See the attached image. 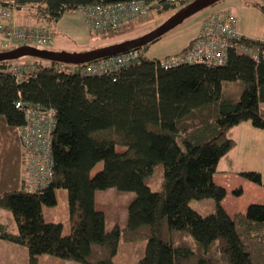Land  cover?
Here are the masks:
<instances>
[{"label":"trees","instance_id":"trees-1","mask_svg":"<svg viewBox=\"0 0 264 264\" xmlns=\"http://www.w3.org/2000/svg\"><path fill=\"white\" fill-rule=\"evenodd\" d=\"M131 1L0 3L16 11L27 9L34 24L46 22L53 29L68 12ZM143 1L151 3L150 13H164L193 0ZM133 23L89 33L117 36L133 30ZM243 37L241 43L259 48L262 56L264 38ZM141 54L111 73L94 75L84 72L86 64L25 57L37 69L20 80L12 73V63L20 59L0 62V209L10 212L17 224V232L0 225V238L26 246L29 264H39L43 255L114 264L121 241H146L137 264H264V204L251 203L231 216L223 206L227 190L214 178L221 161L236 148L235 127L250 122L264 131V59L235 48L222 66L163 68L161 58ZM26 105L56 111L52 178L33 190L23 178L27 157L18 134L26 125ZM100 163L102 169L94 173ZM241 175L264 187L258 171ZM109 188L135 194L125 227L110 231L105 213L96 208V192ZM58 189L68 194L72 230L67 236L61 223L46 222L43 216V207L57 204ZM234 194L241 196L243 189ZM203 199L215 201L208 216L190 205Z\"/></svg>","mask_w":264,"mask_h":264},{"label":"rangeland","instance_id":"rangeland-1","mask_svg":"<svg viewBox=\"0 0 264 264\" xmlns=\"http://www.w3.org/2000/svg\"><path fill=\"white\" fill-rule=\"evenodd\" d=\"M263 7L264 0H222L186 19L182 24L168 32L161 39L152 43L149 47L141 49V51L150 59H160L180 52L189 43L193 44L204 19L212 13L235 14L238 19L240 31L243 35L262 40L264 38ZM24 11L25 13L29 12L27 9H24ZM174 12L175 11H168L160 13L151 11L144 19L141 18L133 23V30L117 36L102 37L91 35L87 29L82 11L80 9L74 10L66 13L59 22L54 24L53 44L48 47L40 48L53 51L85 52L120 43L137 38L151 31L163 23ZM14 44L15 43L7 39L0 30V51ZM25 61L34 62L26 58H21L19 62ZM231 89L235 91L233 87H231ZM262 104L264 108V103ZM248 126L252 128L250 122H248ZM262 132L263 135H248V137L253 138V140L251 142L250 140L248 141L249 145L246 148L243 149V146L240 148L238 154L240 167L236 169L242 170L248 168L243 172L258 171L262 174V182L264 183V131ZM117 149L118 151L124 150L123 147L119 146ZM102 167L103 163L98 164L93 172L96 173L98 170L102 169ZM251 187L247 185V192L253 191ZM96 193L97 196L100 197L98 199V206L105 209L108 215V228L113 227L112 229H114L116 226L123 228L126 224L129 204L135 197L127 193L119 192L114 188L100 190ZM56 196L57 204L51 207H43V216L46 222L61 223L63 225V235L67 236L72 230L68 194L66 190L58 189ZM190 205L202 216H208L215 211V201L213 199L192 200ZM0 225L5 226L8 232H17V224L13 216L10 212L2 209H0ZM4 243L6 244H0V264H29L28 249L26 246L10 241ZM146 245V241H121L118 253L114 258V264H137L145 254ZM39 264L81 263L60 259L50 255H43L39 258Z\"/></svg>","mask_w":264,"mask_h":264},{"label":"built area","instance_id":"built-area-1","mask_svg":"<svg viewBox=\"0 0 264 264\" xmlns=\"http://www.w3.org/2000/svg\"><path fill=\"white\" fill-rule=\"evenodd\" d=\"M158 1L154 0L153 3ZM167 1L173 3L181 0ZM149 4L143 0H134L108 6H89L80 10L88 31L105 32L116 31L136 20L144 19L150 13L151 3ZM15 12V8L0 3V30L7 39L18 46L47 47L53 44L54 32L48 23L17 25L13 23ZM243 36L235 14L212 13L204 19L193 44L185 50L161 58L158 63L163 68L192 64L222 66L227 62L229 50L235 48L240 53H248L256 60L264 59V52L261 56L259 48H247L244 43H241ZM141 55V50L136 49L87 63L82 68L89 75L111 73L121 66L138 60ZM36 69L37 65L32 61L12 63V73L17 80H20L23 75L33 73ZM16 106L22 107L21 102H18ZM24 112L26 125L18 129L27 157L23 178L27 188L33 190L47 186L52 178V132L56 125V111L26 105Z\"/></svg>","mask_w":264,"mask_h":264},{"label":"water","instance_id":"water-1","mask_svg":"<svg viewBox=\"0 0 264 264\" xmlns=\"http://www.w3.org/2000/svg\"><path fill=\"white\" fill-rule=\"evenodd\" d=\"M221 1L222 0H193L174 12L163 23L151 31L137 38L120 43L85 52L53 51L41 49L32 45H20L14 49L0 51V62L15 61L29 57L61 64L82 65L99 59L114 57L132 50L144 48L154 43L182 24L186 19Z\"/></svg>","mask_w":264,"mask_h":264},{"label":"crops","instance_id":"crops-1","mask_svg":"<svg viewBox=\"0 0 264 264\" xmlns=\"http://www.w3.org/2000/svg\"><path fill=\"white\" fill-rule=\"evenodd\" d=\"M24 12V13H23ZM13 23L21 26H28L31 24H34V21L31 19V16L28 14V12L25 13L24 9L16 11L13 14ZM199 32V31H198ZM246 36V35H245ZM249 37V36H247ZM251 37V36H250ZM253 38V37H252ZM256 39V38H255ZM190 44V43H189ZM188 44V45H189ZM187 45V46H188ZM186 46V47H187ZM185 47V48H186ZM182 51V50H181ZM263 104H261V107ZM264 109V108H263ZM252 126V125H251ZM263 130H260L256 127H249L248 122H243V124L238 125L233 129V136L235 140L237 141V147L230 153L229 159L221 161L219 165V172L215 175V181L218 185H221L226 188L227 190V196L223 200V206L227 210V212L234 216L238 213L245 212L246 208L251 203H261L264 204V187L260 185H252L250 181H247L241 173L248 168L237 170L236 168L240 167L239 163V150L243 146V149L246 148L250 142L253 140V138H249L248 135H263ZM257 134V135H256ZM249 142V143H250ZM253 170V169H250ZM247 185L252 186L253 191L247 192ZM242 188L243 194L241 196L235 195L234 190ZM131 196L135 197L134 193H127ZM100 197L97 196L96 193V208L97 210H100L105 213L106 216V229L108 231L112 230V228H108V215L106 214L105 209L98 206V199ZM127 220V219H126ZM126 225V224H125ZM125 226H123L124 228ZM122 228V227H121ZM0 244H6L4 242H9L7 240L0 238Z\"/></svg>","mask_w":264,"mask_h":264}]
</instances>
